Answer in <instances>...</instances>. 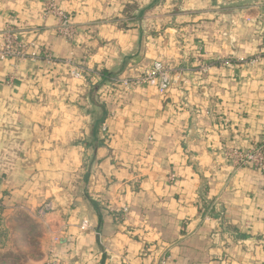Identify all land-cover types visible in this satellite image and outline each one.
<instances>
[{
	"label": "crops",
	"instance_id": "1",
	"mask_svg": "<svg viewBox=\"0 0 264 264\" xmlns=\"http://www.w3.org/2000/svg\"><path fill=\"white\" fill-rule=\"evenodd\" d=\"M47 1L0 0V43L12 28L42 53L0 60L2 214L33 212L70 175L63 264H264V174L225 159L228 147L264 140V60L243 61L263 50L264 0H55L77 27L71 42L45 16ZM200 46L215 61L206 75ZM68 57L99 85L158 60L176 78L165 96L124 94L106 120L97 89L69 77Z\"/></svg>",
	"mask_w": 264,
	"mask_h": 264
},
{
	"label": "rangeland",
	"instance_id": "2",
	"mask_svg": "<svg viewBox=\"0 0 264 264\" xmlns=\"http://www.w3.org/2000/svg\"><path fill=\"white\" fill-rule=\"evenodd\" d=\"M73 39L66 40L71 42L73 41ZM2 42L3 38L1 39L0 47L2 45ZM199 49L200 54L197 57V73L199 75H206L199 73L201 58H205L203 63L207 64L210 68L215 61L212 60L208 53L204 51V48L202 46H200ZM69 60H71L73 64H75V67L72 68L70 66ZM217 60L223 66H225L226 64L224 62L230 61L231 63L233 61V58L220 57ZM262 60H264V47L263 50L258 54L250 56L243 61L244 63L257 64ZM158 61L168 64L164 60ZM19 62H24V60ZM64 63L67 65L66 71L70 78L74 79L82 86L88 87L91 90H95V88L97 89V103L101 105L107 112L106 120L108 119L110 114H112L111 106L119 103L124 94H130L135 91L133 89L125 90L118 82H115L119 78L129 76V74H118L115 76L111 75L112 78L109 81L106 80L104 84L99 85L101 84V79L98 78L99 73L93 69H88L89 67H86V64L77 61L73 57L66 58ZM80 67L87 70V73L82 74ZM17 71L18 69L15 68L16 75H12L14 76L13 83L15 82ZM72 71L79 72L81 74L80 77L74 76ZM9 82L11 83L10 80ZM144 87L151 86L147 85L140 88ZM153 88L156 89L155 86ZM106 120L101 124L99 128L98 133L101 138L107 137L108 134L109 125ZM104 124H106L105 126L107 127V131L105 132H103ZM79 180L81 181V178ZM74 190H76L75 182L70 178L69 175L66 178L64 177L62 183L59 184L58 193L56 195L53 194L51 197H49L33 212L25 210L23 209V207L19 206L16 208L20 209L17 211V213L10 216H4L2 214V211H4V207L2 206V203H0V264H47L52 255L57 256V247L60 246L65 240L64 236L65 234H67L68 228L71 225L70 218L74 217ZM91 199L98 202L100 201V199L96 195L91 197ZM48 204H53V209L47 212L45 216L37 215L38 210H41L44 205ZM99 204L101 205L102 203L99 202ZM113 208L122 209L124 207L118 208L117 206L112 205V207H109V211L111 212V209ZM117 217L121 216L118 215Z\"/></svg>",
	"mask_w": 264,
	"mask_h": 264
},
{
	"label": "built area",
	"instance_id": "3",
	"mask_svg": "<svg viewBox=\"0 0 264 264\" xmlns=\"http://www.w3.org/2000/svg\"><path fill=\"white\" fill-rule=\"evenodd\" d=\"M45 16H53L56 23L57 33L66 38L73 39L77 34V27L72 24L69 20V16L63 10H61L55 0H48L45 4ZM3 42L0 47V60L5 61L9 59L17 61H25L30 58H38L40 51L35 52L36 49L35 43L29 42L22 39L12 28H6L2 33ZM45 57H49L48 53L43 52ZM205 58H201L199 73L207 74L210 70V67L203 63ZM70 66L73 68L75 64L69 60ZM226 65H229L230 61L224 62ZM80 70L83 73H87V70L80 67ZM73 75L80 77L79 72L72 71ZM112 77L108 78L109 81ZM176 78L175 69L169 64H165L161 61H156L154 65L147 70L141 72L138 76H124L117 79L115 82H118L123 89L125 90H136L142 86H151L156 87L158 93L161 96H164L168 89L172 86ZM11 83L14 81V76L10 77ZM103 125V132L107 131V127ZM225 159L236 169H242L246 167H254L261 171L264 174V140L262 143H257L252 146L249 150H240L235 147H228L225 150ZM174 180V176L170 177ZM53 204L44 205L41 210H38L37 215L45 216L47 212L53 209ZM129 212L128 207L122 209H111V214L114 213L115 216L120 215L125 217ZM83 225H87V221H83ZM160 264L164 263V259L161 260ZM47 264H63L55 255H52L48 260ZM85 264V263H82Z\"/></svg>",
	"mask_w": 264,
	"mask_h": 264
},
{
	"label": "trees",
	"instance_id": "4",
	"mask_svg": "<svg viewBox=\"0 0 264 264\" xmlns=\"http://www.w3.org/2000/svg\"><path fill=\"white\" fill-rule=\"evenodd\" d=\"M102 77H103L102 78L103 80H107L108 78L111 77V75L110 74H107V73H104ZM211 211H213V209H211Z\"/></svg>",
	"mask_w": 264,
	"mask_h": 264
},
{
	"label": "water",
	"instance_id": "5",
	"mask_svg": "<svg viewBox=\"0 0 264 264\" xmlns=\"http://www.w3.org/2000/svg\"><path fill=\"white\" fill-rule=\"evenodd\" d=\"M261 22L264 24V17L261 18Z\"/></svg>",
	"mask_w": 264,
	"mask_h": 264
}]
</instances>
